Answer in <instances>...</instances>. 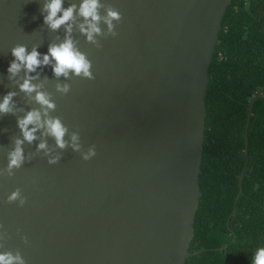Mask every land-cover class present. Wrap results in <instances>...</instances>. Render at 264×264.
<instances>
[{"label":"water","instance_id":"95a60500","mask_svg":"<svg viewBox=\"0 0 264 264\" xmlns=\"http://www.w3.org/2000/svg\"><path fill=\"white\" fill-rule=\"evenodd\" d=\"M44 2L0 0V103L16 93L14 114L0 113L3 169L15 139H23L18 120L33 109L44 113L35 92L20 90L24 71L9 78L11 49L19 44L47 54L66 36L67 25L52 31L44 23ZM100 2L102 17L109 6L122 14L113 22L119 35L108 36L101 20L98 48L81 33L78 14L71 32L95 79L57 78L52 65L31 73L55 103L48 115L67 127L68 146L59 148L41 129L38 139L24 141L23 166L0 177V253L19 252L26 264H186L202 195L209 70L232 0ZM74 3L81 0H64L63 7ZM58 84L71 85L69 94ZM263 95L264 87L248 109L246 157L253 109ZM74 133L80 151L72 147ZM41 142L47 149L38 150ZM93 146L96 156L85 161ZM56 156L59 163L49 164ZM17 188L27 198L23 207L8 202Z\"/></svg>","mask_w":264,"mask_h":264},{"label":"trees","instance_id":"16d2710c","mask_svg":"<svg viewBox=\"0 0 264 264\" xmlns=\"http://www.w3.org/2000/svg\"><path fill=\"white\" fill-rule=\"evenodd\" d=\"M201 198L186 264H252L264 247V0H232L209 70ZM244 175L240 179L242 172Z\"/></svg>","mask_w":264,"mask_h":264},{"label":"clouds","instance_id":"9594fccd","mask_svg":"<svg viewBox=\"0 0 264 264\" xmlns=\"http://www.w3.org/2000/svg\"><path fill=\"white\" fill-rule=\"evenodd\" d=\"M64 0H45L43 6V12L47 13L44 15V23L52 31L59 30L62 26L67 25L65 31V39L59 43H52L49 45L47 54H41L37 47H33L31 52L28 51L26 45H16L11 49V53L15 58L8 68V72L11 74L10 79L19 75L21 71H24L25 77L24 82L19 84L20 90L31 95L33 92L36 93L35 100L37 103L44 108V113L39 109H33L29 111L23 118L18 120V126L22 132L23 139H15V148L8 152V165L6 169L0 168V177L7 176L12 177L15 175L16 169H20L25 162V154L23 149L24 141L32 143L38 139L36 133L41 129L45 130V135H51L55 138L56 144L59 148L64 149L68 146L65 140V135L68 132L67 127L62 123L59 117H51L48 115L49 110H55L56 105L51 100V96L48 93L39 91L42 85L32 83L37 77L31 76V73L42 66L52 65L54 75L59 78L61 76L70 78L75 75L79 78H86L94 80L92 61L88 58L87 54L81 52L77 47L76 42L71 37L73 30V23L75 22V16L78 14L84 20L83 23L79 24V28L82 34L87 37V41L95 44L98 48H102L103 45L97 40V36H105L100 22L107 25L108 36L116 37L119 33L116 31V25L114 21L119 22L122 20V14L115 8L109 6L107 8V15L101 16L100 9L104 7L100 0H81L79 7L77 4L64 8ZM53 61L55 63H53ZM57 91L67 95L71 91V85L69 84H58ZM16 95L15 92H9L3 98V102L0 103V113L9 114L15 112V106L13 104V97ZM46 117V118H45ZM31 126V127H30ZM72 147L76 151H80V144L77 143L79 135L74 133L71 136ZM47 149L46 142H41L38 146V150ZM96 156L95 146L89 149L87 153L82 155V158L87 161ZM31 157H29L30 159ZM60 156L53 157L48 160V163L55 165L59 163ZM19 202V206L23 207L27 198L21 193V190L17 188L11 195L8 196V202L14 203ZM3 225L0 224V229H3ZM5 239V233L0 231V247H3L2 241ZM25 243L28 242L27 237H23ZM0 264H26V260L23 256L17 252L0 253ZM252 264H264V247L256 249L253 257Z\"/></svg>","mask_w":264,"mask_h":264}]
</instances>
